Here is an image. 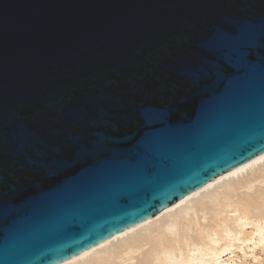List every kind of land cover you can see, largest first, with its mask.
<instances>
[{
	"label": "water",
	"instance_id": "water-1",
	"mask_svg": "<svg viewBox=\"0 0 264 264\" xmlns=\"http://www.w3.org/2000/svg\"><path fill=\"white\" fill-rule=\"evenodd\" d=\"M264 154V0H0V264H61Z\"/></svg>",
	"mask_w": 264,
	"mask_h": 264
},
{
	"label": "bare ground",
	"instance_id": "bare-ground-1",
	"mask_svg": "<svg viewBox=\"0 0 264 264\" xmlns=\"http://www.w3.org/2000/svg\"><path fill=\"white\" fill-rule=\"evenodd\" d=\"M256 246L264 252V154L61 264H264Z\"/></svg>",
	"mask_w": 264,
	"mask_h": 264
},
{
	"label": "rangeland",
	"instance_id": "rangeland-1",
	"mask_svg": "<svg viewBox=\"0 0 264 264\" xmlns=\"http://www.w3.org/2000/svg\"><path fill=\"white\" fill-rule=\"evenodd\" d=\"M236 250V253L237 254H239V255H241L242 253H243V251H241L240 249H232V251H235ZM240 250V251H239ZM231 250L230 251H228V252H226L224 255H223V259H227V258H229L231 255H232V252ZM237 251H239V252H237ZM255 252H261V257L262 258H264V252L263 251H261V248L260 247H255V250H254ZM241 253V254H240ZM234 254V253H233ZM248 256H249V258H251V256H250V254H248Z\"/></svg>",
	"mask_w": 264,
	"mask_h": 264
}]
</instances>
